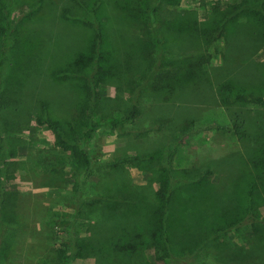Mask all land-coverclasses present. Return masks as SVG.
<instances>
[{
  "label": "rangeland",
  "instance_id": "374dc122",
  "mask_svg": "<svg viewBox=\"0 0 264 264\" xmlns=\"http://www.w3.org/2000/svg\"><path fill=\"white\" fill-rule=\"evenodd\" d=\"M78 1L86 7L99 4L103 47L114 50L109 57L112 76H104L97 86L102 101L91 115L95 128L87 147L94 166L83 182L75 175L71 153L56 145L43 122L46 117L73 120L84 103L78 79L53 76L71 71L74 55L91 40V30L77 17H92ZM129 1L0 0V133L9 161L0 180L10 194L34 196L8 262L37 264L44 255L34 245L38 236L55 248L70 244L73 237H87L96 220L87 200L100 192L103 175L120 174L145 186L104 191L122 199L115 208L121 219L132 215L130 230L142 228L148 222V201L169 168L179 188L169 214L172 252L162 257L145 242L139 262L264 264V101L227 103L220 91L224 83L233 92L264 99L263 30L248 12L235 14L242 0L163 1L155 12L164 48L158 71L163 85L174 83L177 89L159 91L163 88L149 82L140 88V69L131 71L138 82L132 85L122 62L130 54L135 65L149 59V51L156 56L138 5L152 0H133L130 7ZM220 23L223 34L211 39L205 28ZM199 56L206 61L194 67ZM191 64L192 73L184 77L181 73ZM133 104L138 107L133 120L111 124ZM74 127L86 129L79 123ZM50 162L61 167L50 171ZM66 250L68 264L127 263L119 255H76L71 246Z\"/></svg>",
  "mask_w": 264,
  "mask_h": 264
},
{
  "label": "trees",
  "instance_id": "16d2710c",
  "mask_svg": "<svg viewBox=\"0 0 264 264\" xmlns=\"http://www.w3.org/2000/svg\"><path fill=\"white\" fill-rule=\"evenodd\" d=\"M132 1L133 0L127 2L129 7ZM134 1L136 3L138 2V0ZM163 1L168 2L169 4L177 2V0H152L151 3L143 5L138 3L139 7L143 6L141 8H143L145 15L144 23L145 26L148 27L146 32L147 34H150V49L155 52L156 56L151 55V52L149 51V59L148 56L144 60L141 58L142 63H136L135 65L131 62V60L135 59L134 55L130 54L122 63H124L126 73L129 76L126 77L128 83L137 86L138 82L132 78L134 74L131 71L136 72L139 68L141 71V77L143 78L142 83L139 84L140 88H146L148 86L147 82H149L153 85V88H163V90L160 89L159 91H166L164 89H167V91L174 93L176 92L175 90L177 87L174 83L163 85L161 79L164 78V75L158 71L162 68L160 63L163 58L162 55L164 48H162L163 39H160L158 34V22L156 20L155 12L159 9V5H161ZM78 5L85 8V12L92 17L91 19H88V17L85 16L77 17V21L91 30V40L84 51H79L74 55L71 62L73 66L71 71L63 69L53 73V76L55 78H65V76H69V78L78 79L84 103L80 109L72 115L73 120L70 119L62 122L60 120L46 117L43 122L53 132L56 145L71 153L72 159L75 162V175L79 177L80 182H83L89 174V169L94 166L90 160V154L87 151V147L92 139V133L95 128V124L91 120V115L95 110V106L102 101V99L98 97L97 86L103 82L104 76H112L110 70L112 64L109 57L114 53V50L103 47L105 41L104 20L98 14L99 4L95 3L90 7H86V4L78 1ZM129 7H127V9ZM131 10H134V8H131ZM63 11L69 12L67 8H63ZM247 12L251 15L250 17H253L252 19L255 20L256 26L263 30L260 34H263L264 0H242L241 4L239 3V5L235 7L236 15ZM233 14L234 12L229 13L230 16H233ZM230 18L231 17H228L227 19ZM205 30L208 31V34L212 37L211 39H216L223 34L224 23L217 24L212 29L205 28ZM191 33L194 37H197L196 32ZM203 61H206V57L199 56L197 63L200 64H195L194 67H200ZM192 65L193 64L187 69L186 74L181 73L184 77H188L186 75L192 73V69L190 70ZM195 74L196 73L193 75ZM220 91L223 93V100L227 103L236 100L240 102L264 101L262 97L254 96L251 93L243 94L233 92L231 86L224 83L220 86ZM1 103L2 101H0V104ZM43 106L46 111V105ZM137 114L138 107L133 104L125 115L115 119L111 124L119 125L124 121L133 120ZM1 116L2 113L0 112V118ZM38 121L41 122L40 119H38ZM76 123L86 125V129L76 130L74 127V124ZM238 128L239 126L235 125V129L237 130ZM2 141L3 137L0 133V173L2 176H5L8 172L9 161L6 159V155L3 151L4 147ZM260 163L264 166V159H262ZM113 164L115 165L114 167H116V163ZM49 165L51 168L50 171H57L61 167V165H56L52 162H50L48 166ZM47 177L46 179H48ZM176 185L177 180L173 177L171 170L169 168L166 169L165 178L160 182L159 187L152 194L153 199L148 201L150 207L149 214L146 215L148 222L145 223L142 228H132L130 230V227L127 224L129 223L128 218H131L132 215L128 214L127 217L121 219L118 210L115 208L122 199L105 192L106 190L111 191L112 188L117 190L125 189L128 191L131 187H139L142 190L145 186L134 185L129 179L126 180V178L122 177L120 174L113 173L108 176L103 175L101 186L99 187L100 192L96 195H92L90 199L87 200L89 205L94 206L96 217V220L92 225L94 228L91 229V231L89 230L87 237H73L70 240V244L63 243L59 248L51 247L45 242L43 243L40 239L41 236H38L37 238L39 239L36 240L34 245L35 248L40 245L42 247L41 251H44V255H41L40 258H38L41 260H38L37 264H68L67 258L70 254L67 253L66 250L68 246H71L72 251H74L76 255H81L83 251H86L94 256L106 254L119 255L121 258L126 257V264H141L138 259H141L142 251L139 250V248L145 242L154 247L157 254L162 257L170 256L172 252V242L169 234V214L173 207L171 203L174 194H176V190H179ZM249 193L251 194V191ZM180 195L182 194L180 193ZM31 197L34 196L27 192L10 194L4 186V182L0 180V264H10L8 262V255L14 248L15 238L19 235L20 231L25 230L26 220L30 218V204L33 200ZM143 213L145 214L144 211ZM133 215H136V217L138 216V214ZM140 218V221L137 220L142 223L145 220V215H142ZM181 218L184 219V216L181 215ZM146 234H148V237H146ZM144 235L146 238H144Z\"/></svg>",
  "mask_w": 264,
  "mask_h": 264
}]
</instances>
